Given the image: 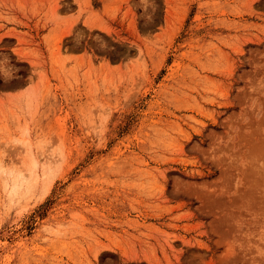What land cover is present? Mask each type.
I'll list each match as a JSON object with an SVG mask.
<instances>
[{"label": "rangeland", "instance_id": "obj_1", "mask_svg": "<svg viewBox=\"0 0 264 264\" xmlns=\"http://www.w3.org/2000/svg\"><path fill=\"white\" fill-rule=\"evenodd\" d=\"M0 264H264V0H0Z\"/></svg>", "mask_w": 264, "mask_h": 264}]
</instances>
